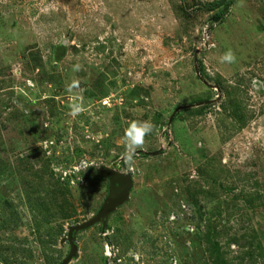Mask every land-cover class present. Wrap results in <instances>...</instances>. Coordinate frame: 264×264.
<instances>
[{
    "label": "rangeland",
    "instance_id": "1",
    "mask_svg": "<svg viewBox=\"0 0 264 264\" xmlns=\"http://www.w3.org/2000/svg\"><path fill=\"white\" fill-rule=\"evenodd\" d=\"M103 166L67 264H264V0H0V264H60Z\"/></svg>",
    "mask_w": 264,
    "mask_h": 264
},
{
    "label": "water",
    "instance_id": "2",
    "mask_svg": "<svg viewBox=\"0 0 264 264\" xmlns=\"http://www.w3.org/2000/svg\"><path fill=\"white\" fill-rule=\"evenodd\" d=\"M196 60V53H194V61ZM216 86V85H215ZM217 88V86H216ZM218 89V88H217ZM155 152H150L154 154ZM93 176L98 178H107L108 194L107 198L102 203L99 211L92 217L84 220L81 223L68 227L67 236L65 239L69 243V251L60 264H67L70 260L77 256V245L75 243V234L81 229H85L94 225L95 223H102V230L106 226L107 217L128 197L132 189L133 180L131 173L120 171L109 166H103L97 171L93 172Z\"/></svg>",
    "mask_w": 264,
    "mask_h": 264
},
{
    "label": "clouds",
    "instance_id": "3",
    "mask_svg": "<svg viewBox=\"0 0 264 264\" xmlns=\"http://www.w3.org/2000/svg\"><path fill=\"white\" fill-rule=\"evenodd\" d=\"M224 59L232 60L234 59V56L231 53H228ZM131 127L135 129V133L133 134L131 131H126L124 153L129 163L132 162L133 157L135 156V149L143 143L144 135L152 131V125L148 122H133ZM128 137H131V139H128Z\"/></svg>",
    "mask_w": 264,
    "mask_h": 264
},
{
    "label": "trees",
    "instance_id": "4",
    "mask_svg": "<svg viewBox=\"0 0 264 264\" xmlns=\"http://www.w3.org/2000/svg\"><path fill=\"white\" fill-rule=\"evenodd\" d=\"M229 2H231V1H228V2L226 3V5H227ZM204 106H205V105H204ZM204 106H202V107H204Z\"/></svg>",
    "mask_w": 264,
    "mask_h": 264
}]
</instances>
